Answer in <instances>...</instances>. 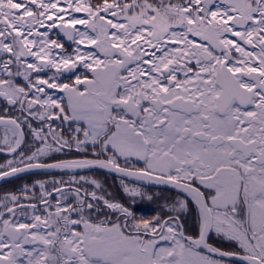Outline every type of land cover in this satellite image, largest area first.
I'll list each match as a JSON object with an SVG mask.
<instances>
[{
  "label": "snow or ice",
  "instance_id": "obj_1",
  "mask_svg": "<svg viewBox=\"0 0 264 264\" xmlns=\"http://www.w3.org/2000/svg\"><path fill=\"white\" fill-rule=\"evenodd\" d=\"M46 71L52 75L43 78ZM48 90L64 95L57 100ZM0 98L7 105L0 125L11 133L0 151L13 154L0 178L112 169L186 194L199 225L198 235H186L179 222L186 198L168 219H138L97 191L81 195L80 187L75 205L58 200L46 217L24 223L15 218L20 196L7 193L0 198V264H223L209 254L264 264V0H0ZM11 108L40 122L23 121L33 137L26 151ZM53 119L78 126L66 137ZM89 145L96 159L59 158L65 149L86 154ZM133 159L142 166L121 167ZM72 182L88 181L73 175ZM36 184L51 208L46 182ZM54 191L66 200L55 183ZM22 192L27 197L28 187ZM89 198L123 223L120 216L85 218L94 207ZM213 232L236 241L243 255L213 247Z\"/></svg>",
  "mask_w": 264,
  "mask_h": 264
},
{
  "label": "flooded vegetation",
  "instance_id": "obj_2",
  "mask_svg": "<svg viewBox=\"0 0 264 264\" xmlns=\"http://www.w3.org/2000/svg\"><path fill=\"white\" fill-rule=\"evenodd\" d=\"M52 38L58 39L65 44V48L71 52V44H66L65 40L61 38L56 30L52 31ZM54 71V70H52ZM35 75V74H34ZM52 75L51 71H46L41 73L43 78H48ZM67 75V74H66ZM90 78V74H89ZM64 80V77H61ZM18 82L23 84L22 78H18ZM64 82H68L64 80ZM51 93H54V98L59 100L64 94L59 92V90H48ZM67 103V97H64V104ZM7 107L6 101L3 98H0V116L5 115V108ZM8 115L11 118H18L21 121L24 135V143L22 147L27 150L28 147L32 145L33 137L27 127V124L23 123L25 119L29 120L33 127H38L40 122L31 116L27 112H21L19 108L9 109ZM82 123V122H79ZM52 126L57 131H63L65 136L73 131L77 126L78 122L74 121H62L61 119H53ZM11 135V133H6L3 125H0V142L5 135ZM67 154H58L61 159H96L97 157L93 155V150L91 145L88 147L86 154H78L73 149L71 152H68L65 149ZM13 158V154L7 153V151H0V165H6L9 159ZM100 159H104L103 156ZM143 164L142 161L137 162L134 159L130 161L127 165L124 164L123 160L121 161V167H128L129 170H135L141 167ZM73 175L76 180H79L81 176L87 179V183L77 185L72 182ZM97 181L101 185L100 189H96L95 185L91 181ZM37 181L46 182V191L51 193L50 197H46L48 202L52 205L51 208H48L46 203L41 200V191L39 185L36 184ZM63 181V184L59 182ZM55 187L61 188V190L67 193L66 200L61 197L60 194L54 191ZM28 187V195L24 196L22 190ZM35 186V187H33ZM137 188L142 193L141 195L132 197L129 193H126L124 188ZM80 187L81 195H83L84 190L88 192L97 191L98 194L104 195L106 199H109L112 202H117L122 204L124 207H127L129 211L138 218L152 219L153 217L160 216L164 219H168L169 215H175L170 211L171 207L176 204L179 199H187L189 207L185 209L179 216V222L184 225V230L186 235H198L199 225H198V210L194 202L191 201L190 197H186V194L178 193V191L172 188H162L158 186H150L145 183L138 181H133L128 178L122 177L120 175L114 174L111 171H107L101 168H89V169H77L73 171H61V170H39L33 169L28 171L19 172L13 176L0 178V198H2L7 193H15L20 196V203L22 208H17L16 219L19 222L31 223L33 217L39 215L46 217L48 212L54 211L55 205L58 200L60 203H72L75 205V192L74 189ZM70 189L72 191H70ZM33 192L35 195H33ZM89 202L94 204L92 210L85 208L84 216L87 219H90L93 223H100L101 221H116L117 217L120 216V222L123 223L122 215L112 209L107 208L103 201H91ZM32 205H35L33 208ZM75 218V213H73ZM83 224L79 226L77 230H82ZM168 245L171 242H167ZM209 243L216 248L221 249L222 251H239L240 255H243V250L239 249V245L236 241L224 239L218 236L215 232L210 234ZM161 245H164V241H160ZM205 254L207 251L205 250ZM212 259H222L223 264H242L239 256L235 257H224L221 258L216 254H209Z\"/></svg>",
  "mask_w": 264,
  "mask_h": 264
},
{
  "label": "water",
  "instance_id": "obj_3",
  "mask_svg": "<svg viewBox=\"0 0 264 264\" xmlns=\"http://www.w3.org/2000/svg\"><path fill=\"white\" fill-rule=\"evenodd\" d=\"M58 35H59L61 38H63V39L65 40V43H66V44H68V45L71 44V42H70V41H67V38L64 37L62 33H60V34H58ZM86 169H89V168H86ZM86 169H85V170H86ZM101 169H103V168H101ZM105 170H107V171H111V172L114 173V174L120 175V176H122V177L128 178V179L133 180V181H138V182H141V183L148 184V185H150V186H158V187H162V188H164V187H165V188H172V189L178 191L177 189H175V188L172 187L171 185L156 184V183H154V182H150V181H140V180H137V179L134 178V177H128V176L123 175L122 173H117L116 171H114V170H112V169H105ZM40 171H41V170H40Z\"/></svg>",
  "mask_w": 264,
  "mask_h": 264
},
{
  "label": "trees",
  "instance_id": "obj_4",
  "mask_svg": "<svg viewBox=\"0 0 264 264\" xmlns=\"http://www.w3.org/2000/svg\"><path fill=\"white\" fill-rule=\"evenodd\" d=\"M80 15H82V14H80ZM77 27H82V26H77Z\"/></svg>",
  "mask_w": 264,
  "mask_h": 264
}]
</instances>
